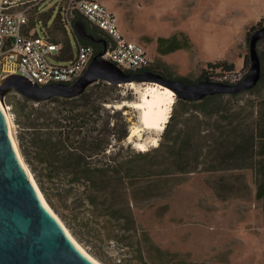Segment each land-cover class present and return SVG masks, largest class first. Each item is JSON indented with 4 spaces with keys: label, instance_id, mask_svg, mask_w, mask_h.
I'll list each match as a JSON object with an SVG mask.
<instances>
[{
    "label": "rangeland",
    "instance_id": "rangeland-1",
    "mask_svg": "<svg viewBox=\"0 0 264 264\" xmlns=\"http://www.w3.org/2000/svg\"><path fill=\"white\" fill-rule=\"evenodd\" d=\"M99 1L116 15L121 31L129 33L125 36L145 47L152 60L151 69L164 79L181 77L191 83L204 80L238 83L250 68V38L264 27V23L257 26L264 20V0ZM56 18L57 11L47 31L54 40L63 42L62 59L68 60L67 43L74 50L76 40L68 29L69 39L66 38L64 30L57 22L54 24ZM81 24L77 22L78 39L92 43L80 36ZM172 35L187 48L181 60L170 59L165 63L156 54V39ZM210 43L219 45L210 47ZM257 49L263 67V79L257 87L234 96L221 95L204 105L176 97L166 123L167 131L166 127L160 133L141 131V141L147 143L145 151L136 148L139 137H133L132 142L128 140L132 126L141 125L140 111L130 107L116 109L115 105L140 100L130 83L140 85L141 89L146 87L143 83L167 85L135 81L118 84L108 88L107 104L79 107L77 111L82 117L91 116L85 129L95 124L107 125L121 132L126 130L128 137L123 142L112 141L106 152L92 158L93 166L101 167L105 162L112 166L107 192L114 194L109 197V203L102 205V198L98 197L95 203L87 204L78 212L71 211L69 204L51 190H45L47 186L40 182L36 164L33 166L27 161L19 145L22 134L19 122L27 123L25 116L36 110L47 112L55 105L62 109L61 101L35 103L15 91L7 94L5 102L20 153L45 203L101 264H264V199L255 198L256 171L244 168L241 154L243 150L251 151L248 146L252 144V125L264 106V39ZM214 52L218 58H209ZM245 56L248 57L246 66ZM223 61L235 62V70L228 73L207 67L209 62ZM89 89L94 93L92 99L101 91L94 84ZM69 107L63 113H68ZM86 109L91 111L84 112ZM30 121L35 135L38 131H55L38 130L37 124L42 120L31 117ZM155 136L158 143L154 145L151 139ZM159 147L162 149L159 154L138 156L140 152ZM119 163H124L122 168ZM180 168L185 172L180 173ZM121 177L123 181L119 183ZM75 187L79 192L84 190L81 184ZM118 190L130 199L136 230L119 229V222L106 209L111 202L119 200ZM86 219L91 222L92 232L82 225Z\"/></svg>",
    "mask_w": 264,
    "mask_h": 264
},
{
    "label": "water",
    "instance_id": "water-1",
    "mask_svg": "<svg viewBox=\"0 0 264 264\" xmlns=\"http://www.w3.org/2000/svg\"><path fill=\"white\" fill-rule=\"evenodd\" d=\"M264 39V27L249 41L250 68L238 83H191L181 79H164L151 72L135 74L117 68L104 60V48L97 52L86 72L73 85H33L25 78L12 75L0 79V102L5 103L9 92L41 103L60 97L73 99L81 96L98 81L110 85L128 82H162L179 100L199 102L208 97L236 95L253 90L263 77V67L257 45ZM0 264H96L86 256L67 234L57 217L45 204L29 172L20 160L9 134V126L0 105Z\"/></svg>",
    "mask_w": 264,
    "mask_h": 264
},
{
    "label": "trees",
    "instance_id": "trees-1",
    "mask_svg": "<svg viewBox=\"0 0 264 264\" xmlns=\"http://www.w3.org/2000/svg\"><path fill=\"white\" fill-rule=\"evenodd\" d=\"M262 23H264V20H261L257 26H261ZM94 28L97 29L96 27ZM252 29H254V27H252ZM98 30L99 29H97L96 33L104 37L103 39L106 41L107 47L108 37L100 30L98 32ZM91 44L95 47L96 53L104 48L103 43ZM67 48L71 50V45L69 43H67ZM63 51H65L64 46ZM247 63L248 57L245 56L244 66H246ZM207 67L212 70L221 69L228 73L235 70L234 63L225 61L215 64L209 63ZM146 70L157 73L151 69V66ZM176 79L185 80L181 77ZM94 85H97V88H101V91L96 94L94 99H92L94 93L89 88L77 98L64 99L53 97L49 100V103H60L59 101H61L59 106H64L62 109H58L55 105L54 107H50V111L47 112L36 110V112H30L25 116L29 120H27V123L23 124L19 122L22 125V134L19 136V145L22 153L31 165L34 166V164H36L34 168L35 170H39L40 182H43L42 184L47 186L45 190H51L52 194L64 199L73 212H78L87 204L95 203L98 197L102 198V205H107L109 203V197L112 196L111 194H114V192H107L108 185L112 180V166L108 164V162L102 163L101 167L97 166L98 164L93 166L92 158L106 152L107 145L111 144L112 141L123 142L128 137L126 130L121 132L107 125L97 126L95 124L85 129L86 123L91 122V116L88 118L82 117L81 112L77 111L79 107L107 104L105 100L109 94L107 90L110 87H115V85H110L103 81H98ZM219 96L208 97L199 102L201 105H204L208 102L216 101ZM67 105L70 106V109L67 110L68 113H63V109H65ZM86 111L90 112L91 110L86 109L84 112ZM31 117H34L36 120H42L41 124H37L38 130L42 128H52L55 129V131H38L39 133L35 135L31 131V129L34 128L32 127L33 122L30 121ZM168 127L169 126L166 127L165 131L168 130ZM250 137L252 138V144L248 147H251V151H241L243 158L241 159L244 161V168L256 171L257 188L255 198L257 200H263L264 106H261V110L258 111V116L253 122ZM160 152H162V149L159 147L158 149H149L146 153L140 152L138 156L148 157L159 154ZM257 158H259V160ZM98 163H101V161H98ZM123 165L124 163H119V167L122 168ZM115 167L118 166L116 165ZM178 171L184 173L185 169L180 168ZM119 173H122L121 170ZM118 181L121 183L123 178L121 177ZM79 184L84 186L83 192H79L76 189L75 186ZM117 187L120 189L118 185ZM117 195L119 200L111 202V205L106 209L111 210L110 213H112V216L119 222V229L124 231L136 230V222L129 205L130 199H126L125 194L121 190L117 191ZM74 216L77 218V215ZM90 223L91 222L86 219L83 220L82 225L88 228L89 232H92Z\"/></svg>",
    "mask_w": 264,
    "mask_h": 264
},
{
    "label": "built area",
    "instance_id": "built-area-1",
    "mask_svg": "<svg viewBox=\"0 0 264 264\" xmlns=\"http://www.w3.org/2000/svg\"><path fill=\"white\" fill-rule=\"evenodd\" d=\"M56 11L55 21L67 39L77 16L103 32L108 45L102 58L120 70L138 73L152 65L145 47L127 39L116 15L98 0H0V79L16 75L38 86L73 85L83 76L97 54L95 47L77 41L70 61H56L63 45L49 35L40 18L52 12L51 20Z\"/></svg>",
    "mask_w": 264,
    "mask_h": 264
},
{
    "label": "bare ground",
    "instance_id": "bare-ground-1",
    "mask_svg": "<svg viewBox=\"0 0 264 264\" xmlns=\"http://www.w3.org/2000/svg\"><path fill=\"white\" fill-rule=\"evenodd\" d=\"M128 85H131L133 88H135V90L137 91V94L140 95V100L134 101V102L124 101L122 103L116 104L115 107H116V109H121L122 107H130L132 109L140 111L141 125L140 126L139 125H133L132 126L128 140L130 142H132L133 137H135L136 139H137V137H139L140 141L135 143L136 148H138L141 151H145V147H147L146 146L147 143L144 141H141L142 140L141 139V135H142L141 131L147 130V131H153V132H159V133L164 131V129L166 127V123L168 122V119H169V113H170L171 107L176 102V94L170 88L162 86V85L157 84V83H154V84H152V83L144 84L143 83L141 85L146 86V87L142 88V89L139 87L140 85L135 84V83H130ZM0 105H1V108L3 109V112L6 116L8 126H9V134H10L11 140L13 142V145L17 151V154H18L20 160L22 161L23 165L25 166V168L29 172L31 178L35 182L33 175L31 174L30 170L28 169L27 165L25 164L23 157L20 153L19 146H18L16 137L14 135V129H13L14 124H13V120L11 118V114L9 113L10 109L8 108L6 102L5 103L0 102ZM151 142H153L154 145L156 143H158L157 136L153 137L151 139ZM35 184H36V182H35ZM36 186H37V184H36ZM38 190H39V188H38ZM39 193L44 200L42 193L40 191H39ZM44 202H45V200H44ZM47 207H48V205H47ZM51 212H52V210H51ZM57 219H58V217H57ZM58 220L60 221V219H58ZM61 224L63 225L62 222H61ZM63 227L65 228L69 237L73 240V242L79 247V249L86 256H88L96 264H101L99 261H97L94 257H92L79 244V242L73 237V235L68 231V229L64 225H63Z\"/></svg>",
    "mask_w": 264,
    "mask_h": 264
},
{
    "label": "crops",
    "instance_id": "crops-1",
    "mask_svg": "<svg viewBox=\"0 0 264 264\" xmlns=\"http://www.w3.org/2000/svg\"><path fill=\"white\" fill-rule=\"evenodd\" d=\"M50 17H51L50 12H46V13L42 14V16L40 18L42 19L43 24L48 26L51 23V21H52V19L50 20ZM79 21L82 22L81 30L79 31V34H80V36H82V39L89 38L92 41L93 39L101 40V39L104 38L103 36H101V35L96 33L97 29H95L93 26L89 25L81 17L77 16L74 19V22H73V25H74L73 35H74V38H75L76 42L80 41L78 39L76 33H75L76 32V28H77V22H79ZM55 23H56V21L54 22V24ZM57 24L59 26L58 22H57ZM118 25H119V23H118ZM119 29L121 30L120 25H119ZM122 33H123L124 36L125 35L129 36V33L126 30H123ZM127 39H129V38H127ZM159 40H160V42H159ZM57 42H59V41H57ZM81 42H83V41H81ZM59 43H61L63 45L62 41H60ZM92 43H93V41H92ZM156 43H157V46L155 48L156 54L159 57V60H161V61H163L165 63L168 62L170 59H176L178 61L181 60L180 57L183 55V52H184L183 50L185 48H187V46L177 36H174V35H172V36H159L156 39ZM99 44H101V43H99ZM218 45L219 44H217V43H210L209 44L210 47H218ZM63 53H64V51L62 50L61 53L55 57V60L58 61V62H61V63H65V62L70 61L73 58L74 50L71 48L68 60H63L62 59ZM208 57L209 58H213V59L218 58V56H217V54L215 52L210 54V56H208ZM209 63H211V62H209Z\"/></svg>",
    "mask_w": 264,
    "mask_h": 264
},
{
    "label": "flooded vegetation",
    "instance_id": "flooded-vegetation-1",
    "mask_svg": "<svg viewBox=\"0 0 264 264\" xmlns=\"http://www.w3.org/2000/svg\"><path fill=\"white\" fill-rule=\"evenodd\" d=\"M144 71H146V70H144ZM141 72H143V71H141Z\"/></svg>",
    "mask_w": 264,
    "mask_h": 264
}]
</instances>
